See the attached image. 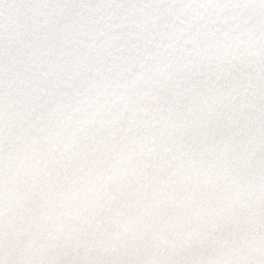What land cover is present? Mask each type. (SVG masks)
I'll list each match as a JSON object with an SVG mask.
<instances>
[{"label": "snow or ice", "instance_id": "snow-or-ice-1", "mask_svg": "<svg viewBox=\"0 0 264 264\" xmlns=\"http://www.w3.org/2000/svg\"><path fill=\"white\" fill-rule=\"evenodd\" d=\"M0 264H264V0H0Z\"/></svg>", "mask_w": 264, "mask_h": 264}]
</instances>
